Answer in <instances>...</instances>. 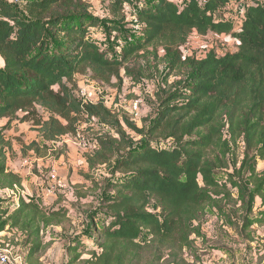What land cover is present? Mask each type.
<instances>
[{
  "label": "trees",
  "instance_id": "1",
  "mask_svg": "<svg viewBox=\"0 0 264 264\" xmlns=\"http://www.w3.org/2000/svg\"><path fill=\"white\" fill-rule=\"evenodd\" d=\"M100 1L119 24L127 18L124 9L132 7L138 24L135 37L115 38V55L89 36L100 20L82 0H26L23 14L0 0V122L6 121L0 125V189L21 183L6 167L11 143L4 132L12 122H30L38 131L41 142L22 149L37 157H49L51 144L74 136L80 124L96 123L97 148L84 154V161L89 171H109L112 180L104 187L92 181L101 198L91 209L88 231L65 245V264H76L83 255L89 257L85 264H185L192 237L203 239L207 210L253 243L249 228L264 225V171L256 168L264 162V5L247 6L235 30L218 18L231 0ZM107 31L121 33L114 25ZM191 34L228 35L237 51L183 58L181 47ZM159 66L166 71L155 93L158 110L145 130L75 96V75L100 85L114 79L118 89L127 78L139 89L147 84L146 69ZM38 108L50 116L43 120ZM126 129L143 142L131 144ZM57 151L54 159L62 154ZM219 171L227 173L223 180ZM151 204L159 212H150ZM71 227L63 208L46 210L22 198L10 208L9 200L0 198V235L24 241L22 264L49 247L42 240L48 230Z\"/></svg>",
  "mask_w": 264,
  "mask_h": 264
},
{
  "label": "rangeland",
  "instance_id": "2",
  "mask_svg": "<svg viewBox=\"0 0 264 264\" xmlns=\"http://www.w3.org/2000/svg\"><path fill=\"white\" fill-rule=\"evenodd\" d=\"M10 1L11 0H8V2ZM144 1L148 2V0ZM176 1L182 3V1L179 0ZM82 2L87 6L90 15L100 20L99 26L91 29L89 36L95 40L103 50L108 51L109 54L115 55L118 49L119 43L115 39L116 37H118V40L124 41L128 36L132 38L135 37V35H138V24L135 18H132L131 16L132 7H126V9H124V14L127 18L123 24H119L116 19L110 16L107 3H102L100 0H82ZM12 5L23 14V9L20 5ZM244 9L245 4L235 1L228 5L226 9L222 10L218 15V18H225L232 22L234 29L238 30L244 18ZM111 25L117 26L121 29V33L118 36H116L115 32L110 34L107 31V27H110ZM237 45V42L228 35L208 34L205 36H199L197 34H191L187 43L181 47V54L183 58L195 57L196 59H202L209 51H214L218 57H222L227 53H235L237 51ZM159 54L161 55L162 52ZM165 71L166 67L164 66H159L157 70L147 68L145 72L146 78H143L147 84L142 85L143 87L141 86L139 89L133 86V82L127 78H123V83L119 89L116 87V81L114 79L109 85L97 84L101 87L100 89L106 101H108L107 105H110V103L116 105L114 109H110L114 114L119 117H122L123 115L126 116L130 121L135 123L138 129L145 130L157 113L158 104L155 99V93L159 92L162 88L161 75ZM172 80L173 77L168 79L169 82ZM89 81L90 79L88 76L78 75L76 76L74 83L79 87L89 83ZM135 94L140 95L143 100L138 117H134L129 113V103L134 100L136 96ZM107 105L106 107H108ZM0 123H5V120H2ZM90 125L91 126L89 127L83 123L80 124L78 126V131L84 135L88 144L92 146L96 141L95 137L99 133L100 127L99 124L96 123H91ZM126 133L127 138L135 147L143 142V136L128 129H126ZM68 140H73L72 136H65L62 139H59L53 144V147L50 145V147H52V153L49 158H51L52 161L57 160L54 159L55 154H57L56 152L54 154V149L58 151L62 150L61 156L65 159L67 152V146L65 143H67ZM157 144L158 146L162 144V146L166 148L171 147L170 143L163 144L158 141ZM23 148H25V146H23ZM242 148V144H240L237 151L239 159L242 155ZM21 153L23 155L26 154L23 153L22 150ZM86 153L87 152H84V154ZM8 157L13 159L15 156L14 154L9 153ZM256 165L257 171H264V162H257ZM33 167L34 168L31 169V175L37 176L40 179V172L37 171L35 166ZM48 167H50V164L45 166V168L41 167V174H45ZM233 169V163L230 158V169L228 172L232 173ZM226 174L225 171H219L217 178L223 180ZM109 180H112V174L109 171L98 170L95 183L102 184L104 187L110 182ZM76 186L79 185H69L72 192L70 196H67L70 200L68 201L67 198L64 200V202L68 201V203L63 209L66 211V215L71 221L75 219V221H79L81 217L84 216V213L86 214L87 212V222L84 221V219H81V222L79 223L81 226L80 230L84 232L88 230L90 217L93 213V211L91 214L88 212L99 202L101 194L99 191H96L99 187L94 186L92 182L85 190L78 188L76 191ZM75 196H77L78 201L73 200ZM32 200L37 201L39 198ZM9 205L10 208L14 207V204L12 203H9ZM148 210L154 213L159 212L153 204L148 207ZM261 210H264V208ZM207 211V215L201 222V233L204 235L203 239L192 237L193 248L191 251H185L183 256L185 264H264V225L254 228L256 231L252 230V227L251 229L249 228V231H253V237L255 236L256 239L253 243H248L247 241H251V238L248 239L245 234L240 236L234 229L223 226L222 222L217 218L214 212L210 210ZM255 214L256 212L254 211L252 215L254 216ZM232 216L235 219L234 213ZM236 218H238L237 215ZM238 224H240V222ZM72 230V228L65 230L54 228L53 230H48L47 233L42 236V240L44 244L49 243V247L35 255L31 264H65V245L69 243L72 235L75 233V230ZM21 241L22 239L20 237L14 236L11 233H9V235H0V249L6 248L10 250L11 255L16 258V262L19 264H22L21 255L25 252L23 249L24 241ZM10 247H12V249L14 248L16 251H12ZM87 259H89V257L83 255L81 260L76 264H85Z\"/></svg>",
  "mask_w": 264,
  "mask_h": 264
},
{
  "label": "crops",
  "instance_id": "3",
  "mask_svg": "<svg viewBox=\"0 0 264 264\" xmlns=\"http://www.w3.org/2000/svg\"><path fill=\"white\" fill-rule=\"evenodd\" d=\"M179 1L185 2L187 0H179ZM235 1H239L245 4V8L247 6L255 5V2H259L260 4L264 5V0H231L228 5L232 4ZM243 13L245 16V9ZM76 76L78 75L74 76L73 78L74 81L76 80ZM37 111L43 120L47 119L50 116L48 113H46L44 110L40 108H38ZM18 117H22V114H18ZM5 123L3 124L0 123V125L4 126ZM87 126L90 127L91 125L89 124ZM4 135H5V138L8 139L11 143V150L8 153H6V158H7L6 167L8 171L14 173L15 175L21 178V183L19 187L22 190H24L25 193L30 196V198L32 199L39 198V200L37 201L32 200V199L31 200L35 204L45 207L46 210H49V209L57 210V209L64 208L67 206V203L70 200L69 198H67V196H70L72 192V189L69 187L70 184H74V185L78 184L79 186H76L75 188V190L77 191L78 188L84 189V190L87 189L88 185H90L92 181H96L97 172L88 170L85 164V161H84V152H82L76 145L69 143L68 142L69 140L67 141L68 143H65L67 146L66 147L67 152H66L65 159L63 158V156H61L57 160L52 161L51 158L47 156L37 157L33 151H26L25 155L21 153L23 146H27L32 141L41 142L38 131L31 125L30 122L20 123V122L14 121L10 125V128L4 132ZM62 138L63 137H61L60 139ZM96 148H97V143L94 142V144L91 146V149L93 150ZM9 153L14 154L15 157L13 159H10L8 157ZM49 164L54 166L58 170L59 177L65 183V187H66L64 189L63 194L57 199L48 198L44 196L39 187V178L37 176L31 175V169L34 168L33 166H35L37 168V171L40 172V175H39L40 177L41 175H43L41 174L42 173L41 167L45 168V166H48ZM100 170L103 171V169H100ZM66 198L68 201L64 202ZM73 200L78 201L77 196H75ZM9 203L10 204L12 203L15 205L16 201L13 199H10ZM259 205H260V201L257 200L256 206L258 207ZM88 213L91 214L92 212L89 211ZM87 215H88L87 212L86 214L84 213V216H82L81 219L82 220L84 219V221H86V218L88 217ZM81 219L79 221H75L76 219L71 221V225H72L71 228L75 230L74 231L75 233L72 236L82 234L81 232L83 231L80 230L81 226L79 225V223L81 222ZM254 228H257V226L252 227V230L256 231ZM254 238L256 239L255 236Z\"/></svg>",
  "mask_w": 264,
  "mask_h": 264
},
{
  "label": "built area",
  "instance_id": "4",
  "mask_svg": "<svg viewBox=\"0 0 264 264\" xmlns=\"http://www.w3.org/2000/svg\"><path fill=\"white\" fill-rule=\"evenodd\" d=\"M26 0H11V4L22 5ZM101 87L90 80L89 83L84 84L82 86L77 87L75 91V96L77 99L83 104H102L106 107L108 101H106L101 89ZM143 100L141 97H137L133 101L129 103V113L134 117H138L139 110L142 106ZM107 109H114L116 105H107ZM112 107V108H110ZM73 140H69L68 142L76 145L82 152L89 153L92 151L91 146L88 144L87 139L79 133L77 130L76 134L72 136ZM67 142V143H68ZM39 187L42 194L48 198H59L63 192L65 187V183L59 177L58 170L50 165L48 167L45 174L41 175L39 179ZM0 198L10 200L13 199L16 201L15 205L19 198L31 200L29 195L25 193L19 186H14L12 189H0ZM0 264H19L16 262V258L11 255L10 250L3 248L0 249Z\"/></svg>",
  "mask_w": 264,
  "mask_h": 264
}]
</instances>
